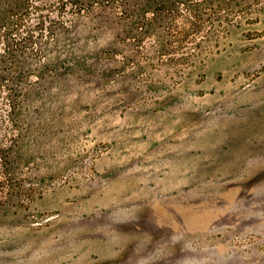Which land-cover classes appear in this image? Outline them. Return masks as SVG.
<instances>
[{"label": "rangeland", "instance_id": "1", "mask_svg": "<svg viewBox=\"0 0 264 264\" xmlns=\"http://www.w3.org/2000/svg\"><path fill=\"white\" fill-rule=\"evenodd\" d=\"M235 134L264 135V0H0V264ZM259 223L193 264H264Z\"/></svg>", "mask_w": 264, "mask_h": 264}, {"label": "crops", "instance_id": "2", "mask_svg": "<svg viewBox=\"0 0 264 264\" xmlns=\"http://www.w3.org/2000/svg\"><path fill=\"white\" fill-rule=\"evenodd\" d=\"M214 140L221 142L201 149L195 161L180 159L195 171L144 183L140 201L129 196L133 202L111 203L104 214L63 216L56 264H193L209 261L208 236L237 226L251 230L258 222L264 226V135ZM215 243L218 252L222 243Z\"/></svg>", "mask_w": 264, "mask_h": 264}, {"label": "trees", "instance_id": "3", "mask_svg": "<svg viewBox=\"0 0 264 264\" xmlns=\"http://www.w3.org/2000/svg\"><path fill=\"white\" fill-rule=\"evenodd\" d=\"M6 3H8V1H6ZM21 3H24L23 1H21ZM18 5V2L15 4V6ZM19 6V5H18ZM6 7V5L4 6ZM9 8L11 9V7L9 6ZM9 8H7L8 10H10Z\"/></svg>", "mask_w": 264, "mask_h": 264}]
</instances>
